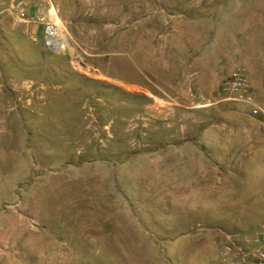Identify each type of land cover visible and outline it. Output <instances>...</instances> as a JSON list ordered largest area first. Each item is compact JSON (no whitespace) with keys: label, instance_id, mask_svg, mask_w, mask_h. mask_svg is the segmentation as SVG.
I'll list each match as a JSON object with an SVG mask.
<instances>
[{"label":"rangeland","instance_id":"374dc122","mask_svg":"<svg viewBox=\"0 0 264 264\" xmlns=\"http://www.w3.org/2000/svg\"><path fill=\"white\" fill-rule=\"evenodd\" d=\"M48 2L72 49L0 13V264H217L250 234L188 217H264V119L223 87L264 100V0Z\"/></svg>","mask_w":264,"mask_h":264},{"label":"built area","instance_id":"2783aa9c","mask_svg":"<svg viewBox=\"0 0 264 264\" xmlns=\"http://www.w3.org/2000/svg\"><path fill=\"white\" fill-rule=\"evenodd\" d=\"M50 10L48 0H0V13L23 21L41 22L44 45L56 48L57 42L62 38L56 23L45 19L49 18L46 14L49 15ZM223 87L230 92L233 99L248 106L250 115L264 119V100L257 99L256 92L244 70L233 69ZM217 264H264V220L259 222L252 234L244 240V244L237 243L230 237L223 242L219 249Z\"/></svg>","mask_w":264,"mask_h":264},{"label":"crops","instance_id":"0c3cea01","mask_svg":"<svg viewBox=\"0 0 264 264\" xmlns=\"http://www.w3.org/2000/svg\"><path fill=\"white\" fill-rule=\"evenodd\" d=\"M51 13V10H50ZM46 16H49L46 14ZM51 17V16H50ZM28 28L32 30H38L39 25L34 23L25 22ZM255 85L258 87H263L264 85V71L253 72ZM206 213V212H205ZM198 210L197 214L192 213L194 216L189 218L190 227L195 229H206L210 227H216L218 231H226L229 229L237 228V230H244L249 234L255 230L256 226L264 220V217H256L255 219H251L252 217H247L245 214H234L232 218L222 219L221 217H217L216 215L209 216L207 213ZM232 227V228H231ZM244 238V237H243ZM242 239V237H240ZM217 256V253H216Z\"/></svg>","mask_w":264,"mask_h":264},{"label":"bare ground","instance_id":"6f19581e","mask_svg":"<svg viewBox=\"0 0 264 264\" xmlns=\"http://www.w3.org/2000/svg\"><path fill=\"white\" fill-rule=\"evenodd\" d=\"M63 45H68L72 49L71 45L69 44V42L67 41L66 38L63 41H58L57 42V47H60L61 48Z\"/></svg>","mask_w":264,"mask_h":264},{"label":"water","instance_id":"95a60500","mask_svg":"<svg viewBox=\"0 0 264 264\" xmlns=\"http://www.w3.org/2000/svg\"><path fill=\"white\" fill-rule=\"evenodd\" d=\"M45 46L52 47V46H50V45H46V44H45Z\"/></svg>","mask_w":264,"mask_h":264}]
</instances>
